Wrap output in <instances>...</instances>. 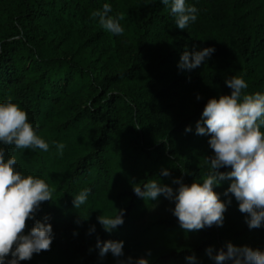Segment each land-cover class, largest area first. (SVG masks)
<instances>
[{
	"label": "trees",
	"instance_id": "1",
	"mask_svg": "<svg viewBox=\"0 0 264 264\" xmlns=\"http://www.w3.org/2000/svg\"><path fill=\"white\" fill-rule=\"evenodd\" d=\"M106 3L109 15L123 14L122 35L104 30L93 16ZM186 4L198 9L197 19L181 31L171 0H138L137 6L124 0H0V8L10 7L0 11V103L10 100L26 110L49 145L45 152L0 144L6 159L16 158L17 171L44 179L52 191L36 214L42 222L49 217L51 250L20 264H122L128 257L193 264L186 259L193 255L194 264H214L206 249L215 255L227 242L264 251V225L249 229L235 198L223 195L231 180L214 189L221 200L231 198L223 226L194 232L181 229L173 201L163 195L144 200L133 191L151 180L174 191V179L203 182L211 170L206 157L214 153L211 137L195 134L196 123L210 98L231 93L226 79L242 76L244 94H264V73L255 66L264 51V21L250 25L264 17V0ZM207 47L215 52L200 67L178 69L185 50ZM203 86L208 93L200 95ZM162 169L170 175H160ZM84 189H91L86 203L74 208L73 197ZM116 209L125 211L124 223L105 232L97 218L114 216ZM33 225L27 221L25 234ZM97 238L124 241V255L101 258Z\"/></svg>",
	"mask_w": 264,
	"mask_h": 264
},
{
	"label": "clouds",
	"instance_id": "2",
	"mask_svg": "<svg viewBox=\"0 0 264 264\" xmlns=\"http://www.w3.org/2000/svg\"><path fill=\"white\" fill-rule=\"evenodd\" d=\"M164 5L169 0H161ZM110 4H104L102 11L93 16L99 18L101 27L114 35H122L124 28L121 21L123 14L115 17ZM198 9L186 4V0H171V13L176 17L177 28L183 31L197 19ZM215 49L203 48L199 51L185 50L177 65L180 70L191 71L200 67L209 59ZM231 89L229 95L210 98L206 103L201 120L196 123L195 134L210 136L208 144L214 155L206 157L210 172L203 182L183 183L174 179L172 187L151 180L141 187H133L135 195L142 199L157 200L163 195L173 201L172 214L177 218L181 229L194 232L214 225L222 227L224 213L231 198L221 200V194L214 191L220 182L231 180L232 183L223 193L238 202L239 211L246 215L245 223L249 229H258L264 225V94H244L248 84L242 76H232L225 80ZM201 97L197 96V100ZM38 127V126H37ZM37 127L29 122V116L22 107L7 100L0 103V144L14 145L17 149L39 148L48 151L49 145L37 134ZM186 127L185 132H191ZM59 149L64 145L58 144ZM14 156L6 159V150L0 147V264H20L31 260L34 254L50 251L53 243V228L45 216L43 222L36 220V214L42 203L52 199V191L46 181L33 175L24 176L16 169ZM221 168H231L230 172H220ZM160 175L168 177L170 172L162 169ZM91 189H84L73 197L74 208L85 204ZM117 214L111 217L101 215L98 223L105 232L111 233L124 223L123 209H116ZM34 225L25 234L27 221ZM95 231L93 226L89 234ZM75 234V233H74ZM96 248L103 258L109 252L114 257L124 255V241H100L97 238ZM226 248V251H225ZM206 254L214 264H264V251L249 246L237 247L227 242L224 248L213 255V249H206ZM148 256L151 255L149 251ZM11 256V259L8 257ZM186 259L195 262L196 257ZM122 264H149V260L140 257L133 260L128 257Z\"/></svg>",
	"mask_w": 264,
	"mask_h": 264
},
{
	"label": "rangeland",
	"instance_id": "3",
	"mask_svg": "<svg viewBox=\"0 0 264 264\" xmlns=\"http://www.w3.org/2000/svg\"><path fill=\"white\" fill-rule=\"evenodd\" d=\"M127 4L129 5H132V6H137L136 4L138 3V0H124ZM262 9L264 10V6H262ZM0 11L2 12H6L8 13L10 11V7H2L0 8ZM262 21H264V17L263 16H257V17H254L251 22H250V25L251 24H257V23H261ZM264 28V27H263ZM264 51H262V54H261V57H257L255 59V66L257 68V72L258 73H264ZM200 95H205L208 93V90L206 88V86H203L201 89H200Z\"/></svg>",
	"mask_w": 264,
	"mask_h": 264
}]
</instances>
